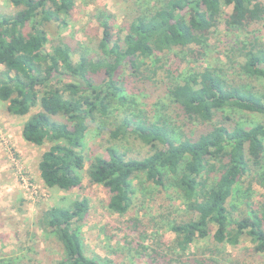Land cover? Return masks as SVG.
<instances>
[{
  "label": "trees",
  "instance_id": "trees-1",
  "mask_svg": "<svg viewBox=\"0 0 264 264\" xmlns=\"http://www.w3.org/2000/svg\"><path fill=\"white\" fill-rule=\"evenodd\" d=\"M9 1L18 10L0 14V102H6L8 114L27 116L21 126L26 142L49 144L37 164L44 185L60 190L81 186L89 124L96 116L108 117L119 104L121 117L113 126V140L133 137L148 151L142 157H128L108 146L105 156L88 160L86 171L104 187L108 209L121 215L129 211L135 179L159 186L169 182L192 212L170 224L178 254L184 256L194 239L209 236L230 245L249 237L264 249V193L253 203L250 197L245 199V213L236 214L228 205L246 177L252 176L264 189L262 95L252 84L229 81L216 66L186 76L175 75L178 68L168 69L159 76L149 60L156 52L204 47L223 17V6L231 7L223 17L227 28H247L264 17V0H156L123 23V32L115 39L109 32L113 16L101 13L105 32L98 43L100 53L94 55L64 41L45 49L46 26L52 22L65 26L75 0ZM78 50L74 62L72 54ZM238 52L243 57L242 73L264 80V38L254 35L242 41ZM126 69L129 74H123ZM151 84H164V95L185 129L175 130L166 117L153 120L129 106L133 96ZM227 109L261 114L262 121L248 127L233 123ZM89 208V200L81 198L68 207L39 210V228L54 236L62 250L58 264H102L87 255L81 237ZM158 255L156 246H151L149 256ZM210 263L211 258H194V264ZM0 264L29 263L20 255H9L0 257Z\"/></svg>",
  "mask_w": 264,
  "mask_h": 264
},
{
  "label": "rangeland",
  "instance_id": "rangeland-1",
  "mask_svg": "<svg viewBox=\"0 0 264 264\" xmlns=\"http://www.w3.org/2000/svg\"><path fill=\"white\" fill-rule=\"evenodd\" d=\"M155 1L75 0L65 26L56 22L46 26L48 42L45 49L50 51L59 41H64L72 47L78 45L88 55L100 53L98 43L105 32L99 21L101 13L113 16L109 32L117 38L123 32V23ZM17 10L9 0H0V14H12ZM230 12V6H223V17ZM223 17L212 29L204 47L190 45V49L156 52L149 58L151 65L157 68L159 76H164L168 69L178 68L174 74L178 72L186 76L192 71L216 66L229 81L252 84L264 100V80L243 74L240 67L243 57L238 56L242 41L247 42L254 35L264 38V17L237 30L227 28ZM80 50L72 54L74 62H77ZM123 74H129V69ZM60 78L75 81L64 76ZM163 85L151 84L148 90L135 96L129 94L135 98L129 106L144 111L153 120L166 117L171 121V127L183 130V121L176 117L174 105L164 95ZM121 109L122 105L116 104L108 117L96 116L95 122L89 124L83 145L86 164L81 186L60 190L44 185L37 167L41 153L49 144L36 146L26 142L21 136V126L27 116L8 114L6 102H0V257L20 255L29 264H58L62 250L54 236L39 228V210L52 206L68 207L75 199L87 198L90 208L81 237L87 255L99 259L102 264H181L180 259L186 260V264H194V258L201 256L211 258L210 264H264V249L249 237L242 238L237 245L216 242L211 236L196 238L184 256L178 254L180 250L174 246L170 224L183 217L189 218L192 212L187 208L183 194L169 182L159 186L143 178L135 179V195L129 211L121 215L108 209L104 187L93 181L86 171L88 160L95 155L105 156L108 146L117 147L128 157H142L148 151L146 145L133 141V137L122 142L113 140V126L121 117ZM225 113L231 116V122L245 127L262 121V115L254 112L227 109ZM245 179L228 202L229 209L236 214L246 212L244 202L247 197L253 203L261 200L264 193L252 176ZM141 246L149 249L144 251ZM151 246H156L159 251L157 257L149 256Z\"/></svg>",
  "mask_w": 264,
  "mask_h": 264
}]
</instances>
